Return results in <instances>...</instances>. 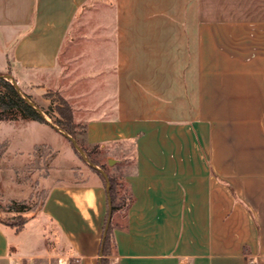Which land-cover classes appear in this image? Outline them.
Listing matches in <instances>:
<instances>
[{"label":"crops","instance_id":"crops-1","mask_svg":"<svg viewBox=\"0 0 264 264\" xmlns=\"http://www.w3.org/2000/svg\"><path fill=\"white\" fill-rule=\"evenodd\" d=\"M94 1L112 14L115 103L79 122L93 149H132L99 162L132 166L109 264H264V17L239 11L244 0H0V73L38 90ZM20 121L35 122H9ZM21 153L0 161L28 163ZM107 214L96 172L59 180L40 221L68 247L31 234L37 217L0 222V264H100Z\"/></svg>","mask_w":264,"mask_h":264},{"label":"rangeland","instance_id":"rangeland-1","mask_svg":"<svg viewBox=\"0 0 264 264\" xmlns=\"http://www.w3.org/2000/svg\"><path fill=\"white\" fill-rule=\"evenodd\" d=\"M244 2L251 4L240 6L239 11L264 17V0H244ZM94 3L95 1L88 4L82 16L74 22L68 44L60 58V68L45 78H42L41 73L38 74L37 81L40 86L36 91L27 89V94L19 86L44 113L51 114L53 118L46 116L53 124L55 120L63 121L64 108L60 99L66 101L72 110L74 122L79 125L75 132L81 145L93 159L105 163L106 158L113 154L117 157H130L132 149L129 148L125 154L124 151H107L98 147L93 149V145L86 141V132L82 128L85 127L84 122H79L89 117V114L85 113L86 108H96L100 104H104L103 108L112 107L115 103L112 14L105 4ZM107 64L108 67L102 68V65ZM92 76L95 78L92 79ZM108 99L109 101H106ZM75 110L76 118H74ZM26 123L20 121L19 125L25 126L17 127L13 122H0V157L7 150L10 154L22 151V158L30 159L28 163L25 162L23 165L19 163L12 168L9 166L12 164L11 161H0V222L20 230L29 219L37 217L32 227L33 231L29 229L31 234H36L35 232L43 234L47 248H66L68 245L65 238L60 239L59 243L56 242L57 230L49 222L43 219L40 221L46 195L53 185L59 183V180L76 183L77 180H85L86 174L94 171L74 150L71 142L50 125L39 122H31L27 125ZM56 160H61L60 166L56 165ZM121 166L118 165L117 170H111V174L117 180L115 191L117 198L122 200L129 196V188L124 183L122 175L125 169L130 170L132 166L119 168ZM1 169L4 170L2 173ZM80 170L86 173L80 174ZM49 178L50 184L46 183ZM102 181L105 187L106 184L103 179ZM12 202L27 206L28 211L10 212L8 208L12 206ZM123 219L124 211H121L116 214L115 223H122Z\"/></svg>","mask_w":264,"mask_h":264},{"label":"trees","instance_id":"trees-1","mask_svg":"<svg viewBox=\"0 0 264 264\" xmlns=\"http://www.w3.org/2000/svg\"><path fill=\"white\" fill-rule=\"evenodd\" d=\"M0 75H2V74L0 73ZM60 102H62V105L64 108L63 114H62L63 121L62 120L61 121L55 120L54 123L57 126L61 127L65 132H67L68 134L73 136L76 139V141L78 143H80L79 138L75 132L76 128L79 125H77L74 122L72 110L66 101H64L63 99H60ZM45 114L47 116H49L50 118H53L51 116V114H49L48 112H45ZM18 120L35 121V122L47 124V122L44 119H42L17 94L15 88L13 87V85L8 80L1 79L0 80V122L18 121ZM82 128H84V131H85V127L83 126ZM80 146L85 151V153H87L86 149L81 145V143H80ZM74 150L77 152V150L75 148H74ZM87 154H88L90 161H92L96 166H98L101 169H103L104 171H106V173L109 176L110 183H111L110 197L112 199V210H113V214H114L117 211L121 210L125 206L127 198L130 201L132 200V198L129 195L128 197H125L122 200L118 199L117 193L115 192L116 187H117V180L115 179L114 176H112L109 173V171H108L109 169H108L107 164H100L98 161H96L95 159L92 158L91 154H89V153H87ZM90 169L93 170L94 172H96L104 180V178L102 177V175L98 171L92 169L91 167H90ZM104 182H105V180H104ZM8 210L10 212L24 213V212L28 211V208L25 205H16L15 202H12V206H10L8 208ZM111 234H112V225H110L109 232H108V235L106 237V240H105V243L103 246V257L101 259L100 264H109L108 257L110 255H112L113 249H114V244L112 241V235Z\"/></svg>","mask_w":264,"mask_h":264},{"label":"water","instance_id":"water-1","mask_svg":"<svg viewBox=\"0 0 264 264\" xmlns=\"http://www.w3.org/2000/svg\"><path fill=\"white\" fill-rule=\"evenodd\" d=\"M1 79H5L8 81H11L13 87L15 88L17 94L42 118L44 119L48 125H50L52 128H54L57 132H59L61 135H63L65 138H67L72 146L77 150V152L79 153V155L81 156V158L83 159V161H85L89 167H91L92 169L98 171L102 177L105 180V184H106V192H107V196H108V214H107V219H106V223H105V227H104V232H103V237H102V243H101V250H100V263H101V259L103 257V246L106 240V237L108 235L109 232V228L112 222V215H113V210H112V199L110 197V190H111V183H110V179L108 174L106 173V171H104L103 169L99 168L98 166H96L93 162L90 161L89 157L86 155L85 151L81 148V146L78 144V142L76 141V139L71 136L70 134H68L67 132H65L62 128L56 126L55 124H53L52 122H50L46 116V114L43 112V110L37 106V104L35 102H33L29 97H27L24 92L22 91V89L20 88L18 82L14 79V77L10 74H2L0 75V80ZM118 161L115 159H108L107 163L109 166H113L115 163H117Z\"/></svg>","mask_w":264,"mask_h":264}]
</instances>
